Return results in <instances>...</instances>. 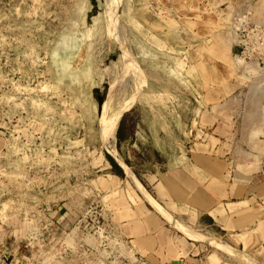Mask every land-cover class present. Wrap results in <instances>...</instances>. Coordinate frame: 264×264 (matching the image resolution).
<instances>
[{"label": "rangeland", "instance_id": "1", "mask_svg": "<svg viewBox=\"0 0 264 264\" xmlns=\"http://www.w3.org/2000/svg\"><path fill=\"white\" fill-rule=\"evenodd\" d=\"M113 2L0 0V264H144L115 222L110 175L192 228L199 258L257 264L199 212L184 225L179 192L216 187L199 158L222 164L228 190L251 170L247 184H264V0ZM128 102L113 155L104 124Z\"/></svg>", "mask_w": 264, "mask_h": 264}, {"label": "crops", "instance_id": "2", "mask_svg": "<svg viewBox=\"0 0 264 264\" xmlns=\"http://www.w3.org/2000/svg\"><path fill=\"white\" fill-rule=\"evenodd\" d=\"M216 47H209V50L218 56L226 57L229 53L226 45L221 46L218 43ZM227 59L230 58L227 57ZM199 159L202 167H209L217 176L212 179L216 181V187L211 188L210 185L205 184L204 188H195L193 179L190 183H184L183 186L179 184L182 186V189L179 188V195L185 197L187 202L185 212H182L186 220L184 225L190 228V220L194 219L193 213L197 211L200 213L196 219L199 224L203 221L209 222L208 226L204 224L202 226L207 229L211 226V231L215 229L217 233L219 232L218 234L213 232L214 235L230 237L235 247L247 251L257 264H264V188L261 187L264 184L259 183V186L247 184L250 177L259 181L256 177L259 171L251 170L252 172L239 174L236 185L228 190L224 183L225 172H223L222 164L215 163L212 167L210 163H207V158ZM220 171L222 173H219ZM201 176L203 180L205 175L201 174ZM246 179L248 181L245 182ZM121 184L122 178L110 175L108 187L114 189L110 193L111 203L115 209L114 219L137 261L144 264H173L176 261L182 264H227L220 253H210L206 257L199 258V255L204 252L203 247H207L204 242L200 244L201 241L187 237L173 225L176 228L174 230L170 222L164 219L160 212H154L148 207L149 202L147 201L146 205L137 192L133 194L131 191L126 195L125 190L124 192L116 190L115 188L120 187ZM209 231L208 233H212ZM201 234L209 237L205 233ZM14 242L13 245L20 244L17 240Z\"/></svg>", "mask_w": 264, "mask_h": 264}, {"label": "bare ground", "instance_id": "3", "mask_svg": "<svg viewBox=\"0 0 264 264\" xmlns=\"http://www.w3.org/2000/svg\"><path fill=\"white\" fill-rule=\"evenodd\" d=\"M107 1H109V0H107ZM112 2H113V0H111ZM118 1H120V0H118ZM110 3V2H109ZM114 3V2H113ZM118 3V2H117ZM108 4V3H107ZM108 7V6H107ZM113 7V6H112ZM117 7V6H116ZM115 7V8H116ZM109 9V8H108ZM113 9H114V7H113ZM112 8H111V10H113ZM114 11H115V9H114ZM110 13V12H109ZM112 14V13H111ZM110 17V16H109ZM113 21V20H112ZM115 21V20H114ZM112 24H113V22H112ZM146 24V23H145ZM118 28V27H117ZM176 30V29H175ZM84 32V31H83ZM89 32V31H88ZM91 34V33H90ZM85 36V35H84ZM119 42H120V40H119ZM219 42H217L215 45H213V47H216V45L218 44ZM85 48V47H84ZM217 48V47H216ZM130 55V54H129ZM227 56H226V58L228 57V58H231V54L230 53H228V54H226ZM125 56V55H124ZM127 57V56H126ZM218 60V59H217ZM129 65V64H128ZM230 65V64H229ZM226 66V65H225ZM233 66V65H232ZM128 67H131V66H127V68ZM132 68V67H131ZM131 68H129V69H131ZM179 69V68H178ZM133 70H134V67H133ZM135 70L137 71V68L135 67ZM125 71V70H124ZM132 71V70H131ZM135 72V71H134ZM141 72V71H140ZM131 73V72H130ZM139 73V72H138ZM137 73V74H138ZM142 73V72H141ZM133 74V73H132ZM143 76V75H142ZM124 77H125V74H124ZM137 77V76H136ZM205 77H206V74H205ZM121 80V79H120ZM123 82H126L127 83V80L126 81H124L123 80ZM123 82L122 83H120L119 82V84L121 85V84H123ZM129 83V82H128ZM118 84V86H120ZM114 85V84H113ZM117 85V84H116ZM144 85V84H143ZM114 88H115V86H114ZM132 88V87H131ZM120 90V89H119ZM112 91H113V87H111V89H110V97H111V95H112ZM133 92V91H132ZM127 94V93H126ZM136 96V95H135ZM134 96V97H135ZM134 97H133V99H134ZM209 97V96H208ZM230 97V96H229ZM228 100V99H227ZM135 101V100H134ZM221 102V101H220ZM107 103H108V101H107ZM105 104L106 105V108L108 107V104ZM135 103V102H134ZM132 105V103L131 102H128V103H126L124 106H123V108L117 113V115L113 118V119H111L106 125L104 124V126H105V128H104V130H103V133H102V135H103V141L105 142V145L111 150L110 152L113 154V155H116V153H117V151H116V149H115V146L116 145H114L115 144V132H116V128H117V124H118V121H119V119H120V117L122 116V114H123V112H125V110H127L126 109V107L128 106L129 107V105ZM106 118H104V120H105ZM104 120H103V122H104ZM108 121V120H107ZM123 165V164H122ZM123 167H124V165H123ZM127 168V167H126ZM124 169H125V167H124ZM234 169V168H233ZM131 175H133V174H131ZM132 177V176H131ZM132 179V178H131ZM133 180V179H132ZM136 180V179H135ZM134 180V181H135ZM138 182H137V180H136V182H135V186H136V184H137ZM139 184V183H138ZM137 187V186H136ZM139 187V186H138ZM140 187H141V185H140ZM138 189H140V188H138ZM143 189V188H142ZM183 193H184V191L183 190H181ZM143 192H144V190H143ZM146 194V193H145ZM148 195V194H147ZM149 197V196H148ZM148 199V198H147ZM150 200H153L152 198H149ZM155 203V202H154ZM156 205V204H155ZM158 206V205H157ZM156 206V207H157ZM159 207V206H158ZM162 207V206H161ZM159 209H161V208H159ZM163 209V208H162ZM167 214V213H166ZM168 215V214H167ZM170 215V214H169ZM188 215V214H187ZM170 217H172V216H170ZM169 220V219H168ZM178 221V220H177ZM170 222V221H169ZM172 222H174V221H171V223ZM175 223V222H174ZM180 223V222H179ZM176 224V223H175ZM181 224V223H180ZM177 226V225H176ZM181 226V225H180ZM180 226H178L179 228H180ZM182 227H185L186 229L188 228V227H186V226H184V225H182ZM184 228V229H185ZM181 229V228H180ZM183 229V230H184ZM182 230V229H181ZM189 230V229H188ZM187 230V231H188ZM185 231V230H184ZM186 232V231H185ZM184 232V233H185ZM190 232H193V231H191V229H190V231L188 232V234H191ZM186 234H187V232H186ZM187 234V235H188ZM186 235V236H187ZM194 235H195V232H194ZM189 236V235H188ZM196 236H198V234H196ZM190 237V236H189ZM201 237H203V236H200V237H198V238H201ZM203 238H205V237H203ZM202 239V238H201ZM213 240V239H212ZM214 243V242H213ZM212 244V243H211ZM217 244V243H216ZM219 245V244H218ZM213 246V245H212ZM215 246V245H214ZM217 246V245H216ZM224 245H222V247H223ZM229 246V245H228ZM226 247V246H225ZM221 248V247H220ZM224 248V247H223ZM228 248V247H227ZM229 248H231V247H229ZM228 250H231V249H227V251ZM234 250V249H233ZM226 251V250H225ZM229 252V251H228ZM231 252V251H230ZM233 252V251H232ZM227 253V252H226ZM233 253H235V252H233ZM240 252H238V254H239ZM230 254V253H229ZM237 256H238V254L237 253H235ZM241 256L243 255V257H244V254H240ZM240 257V256H239ZM238 257V258H239ZM242 257V258H243ZM250 258V257H249ZM248 257H247V260L249 259ZM236 259H237V257H236ZM240 260H241V258H239ZM238 259V260H239ZM246 259V258H245ZM249 260H251V259H249ZM242 261V260H241ZM243 261H245V260H243ZM251 263H253L252 262V260H251ZM248 264H250V263H248Z\"/></svg>", "mask_w": 264, "mask_h": 264}, {"label": "trees", "instance_id": "4", "mask_svg": "<svg viewBox=\"0 0 264 264\" xmlns=\"http://www.w3.org/2000/svg\"><path fill=\"white\" fill-rule=\"evenodd\" d=\"M114 163V162H113ZM115 164V163H114ZM115 166H117L116 164H115ZM119 169V168H118Z\"/></svg>", "mask_w": 264, "mask_h": 264}, {"label": "water", "instance_id": "5", "mask_svg": "<svg viewBox=\"0 0 264 264\" xmlns=\"http://www.w3.org/2000/svg\"><path fill=\"white\" fill-rule=\"evenodd\" d=\"M179 264V263H178ZM181 264V263H180Z\"/></svg>", "mask_w": 264, "mask_h": 264}]
</instances>
